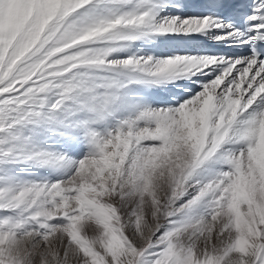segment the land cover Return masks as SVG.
<instances>
[{
	"label": "snow or ice",
	"instance_id": "obj_1",
	"mask_svg": "<svg viewBox=\"0 0 264 264\" xmlns=\"http://www.w3.org/2000/svg\"><path fill=\"white\" fill-rule=\"evenodd\" d=\"M0 264H264V0H0Z\"/></svg>",
	"mask_w": 264,
	"mask_h": 264
}]
</instances>
